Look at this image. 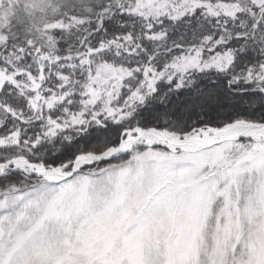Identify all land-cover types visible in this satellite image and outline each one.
Listing matches in <instances>:
<instances>
[{
    "label": "snow or ice",
    "instance_id": "1",
    "mask_svg": "<svg viewBox=\"0 0 264 264\" xmlns=\"http://www.w3.org/2000/svg\"><path fill=\"white\" fill-rule=\"evenodd\" d=\"M0 264H264V0H0Z\"/></svg>",
    "mask_w": 264,
    "mask_h": 264
}]
</instances>
